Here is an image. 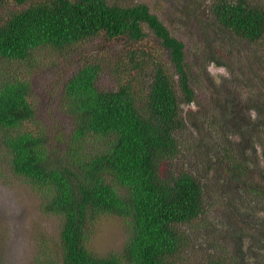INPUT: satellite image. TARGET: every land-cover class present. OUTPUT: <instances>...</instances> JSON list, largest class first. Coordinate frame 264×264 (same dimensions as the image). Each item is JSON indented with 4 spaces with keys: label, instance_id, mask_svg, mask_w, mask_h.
<instances>
[{
    "label": "trees",
    "instance_id": "16d2710c",
    "mask_svg": "<svg viewBox=\"0 0 264 264\" xmlns=\"http://www.w3.org/2000/svg\"><path fill=\"white\" fill-rule=\"evenodd\" d=\"M206 16L210 25L247 42L264 39L263 5L213 0ZM97 35L125 39L127 52L115 55L113 88L98 84L108 62L85 63L67 80L62 102L73 130L63 150L49 144L37 119L26 62L39 49L63 51ZM6 62L18 64L22 74L2 69L1 144L13 171L40 194L44 212L61 220L55 251L38 257L43 258L39 264H181L194 240L186 226L207 211L206 184L198 173L183 170L167 178L161 172L163 163L177 156V135L189 124L183 105L196 101L184 42L143 2L0 0V65ZM145 72L151 74L147 87ZM227 85V101L218 103L220 113L212 121L225 138L224 156L214 160L218 155L207 152L204 164L206 173L223 182L228 218L238 225L229 232L232 252L215 253L216 244L208 242L200 264H264V231L259 229H264L259 222L264 203L251 209L244 201L236 204L226 187L246 190L245 200L253 196L248 204L264 196V105L230 103L236 92ZM105 214L125 222L127 240L122 251L99 255L88 245V227Z\"/></svg>",
    "mask_w": 264,
    "mask_h": 264
},
{
    "label": "rangeland",
    "instance_id": "374dc122",
    "mask_svg": "<svg viewBox=\"0 0 264 264\" xmlns=\"http://www.w3.org/2000/svg\"><path fill=\"white\" fill-rule=\"evenodd\" d=\"M121 1L124 4L147 3L171 33L185 44L186 62L196 101L183 105L189 124L187 129L177 135L180 145L177 156L164 162L161 172L170 178L183 170L193 171L206 184L207 211L203 219L186 226L194 240L181 261V264H200L208 250V242L216 244L212 248L215 253H228L233 250L234 241L229 238V232L238 224L234 218H228V203L220 190L223 182L218 183L212 174L206 173L204 162L208 157L207 152L218 155L214 160L224 156L221 150L226 144L225 138L212 121L218 112V103L225 104L227 101L225 92L228 88L225 85L228 82L227 87L236 92L234 97L229 98L230 103L234 102L240 107L247 101L252 102V105L257 102L264 105V39L260 43H250L223 30L218 24L210 25V16H206V13L213 0ZM250 1L264 6V0ZM149 35L151 43L161 50L159 40L153 34ZM124 40H110L104 35H97L63 51L39 49L26 62L31 67L29 77L37 102V119L41 127L47 130L50 145L58 144L65 150L71 139L73 121L62 102L69 77L85 63L108 62L109 66L103 71L98 84L102 88H113V65L117 58L115 55L123 57L127 52ZM162 53L165 59H169L165 50ZM217 61L221 62V66ZM2 65L0 76H4L2 69L15 76L22 74V70H17L18 64L14 67H10L9 62ZM212 65L225 69L227 74H213L210 71ZM143 77V84L147 87L151 74L145 72ZM175 77L178 78V75L175 74ZM193 120L196 126L191 123ZM10 158L7 148L0 141V264H39L43 258L37 261L38 257L46 258L54 253L61 220L44 212L40 194L13 171ZM214 176L218 177L216 171ZM226 187L228 197L236 204L244 201L251 209L252 206L257 208L264 203L262 196L248 204L253 196L247 195L245 200L246 190H238L235 186ZM259 220L260 224L264 223V218ZM88 228V245L96 254L108 255L122 251L127 240V229L125 222L118 216L101 215ZM261 228L262 225L259 229L264 231ZM260 230L251 228L254 233Z\"/></svg>",
    "mask_w": 264,
    "mask_h": 264
},
{
    "label": "clouds",
    "instance_id": "9594fccd",
    "mask_svg": "<svg viewBox=\"0 0 264 264\" xmlns=\"http://www.w3.org/2000/svg\"><path fill=\"white\" fill-rule=\"evenodd\" d=\"M210 71H212L213 74H215L216 72H222L224 74H227L225 69H223V68H216L215 65L210 66Z\"/></svg>",
    "mask_w": 264,
    "mask_h": 264
}]
</instances>
